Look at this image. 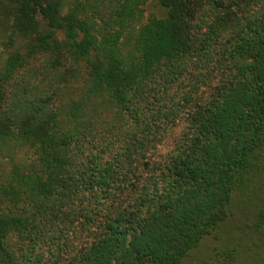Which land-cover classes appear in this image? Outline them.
Here are the masks:
<instances>
[{
	"label": "trees",
	"instance_id": "trees-1",
	"mask_svg": "<svg viewBox=\"0 0 264 264\" xmlns=\"http://www.w3.org/2000/svg\"><path fill=\"white\" fill-rule=\"evenodd\" d=\"M145 1L0 0V264H182L264 176V0Z\"/></svg>",
	"mask_w": 264,
	"mask_h": 264
},
{
	"label": "rangeland",
	"instance_id": "rangeland-1",
	"mask_svg": "<svg viewBox=\"0 0 264 264\" xmlns=\"http://www.w3.org/2000/svg\"><path fill=\"white\" fill-rule=\"evenodd\" d=\"M164 10L153 0H146L143 4V21L148 16L161 17ZM2 35L0 34V41ZM0 45V50H1ZM33 157L31 150L19 151L17 160L30 161ZM260 198H264V176L253 178L248 183L244 193L235 195L231 213L219 223L214 231L205 235L197 245L191 249L182 260V264H202L208 259L212 251L230 246L236 250L237 264H264V227L256 232L252 228V221Z\"/></svg>",
	"mask_w": 264,
	"mask_h": 264
}]
</instances>
